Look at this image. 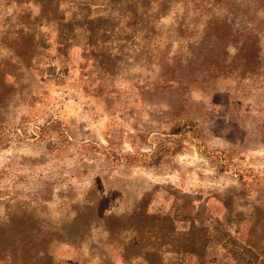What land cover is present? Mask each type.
<instances>
[{"label": "rangeland", "instance_id": "rangeland-1", "mask_svg": "<svg viewBox=\"0 0 264 264\" xmlns=\"http://www.w3.org/2000/svg\"><path fill=\"white\" fill-rule=\"evenodd\" d=\"M39 1L0 0V225L29 235L21 257L264 264V33L253 75L204 74L186 62L232 49L179 26L189 0ZM239 2L235 24L264 27V0Z\"/></svg>", "mask_w": 264, "mask_h": 264}, {"label": "trees", "instance_id": "trees-1", "mask_svg": "<svg viewBox=\"0 0 264 264\" xmlns=\"http://www.w3.org/2000/svg\"><path fill=\"white\" fill-rule=\"evenodd\" d=\"M193 3V8L189 12H187V7L185 6V0L181 1H172V5H182L185 6L181 8L182 14L179 26L183 25L184 28H188L191 26L189 23L188 15L193 16L194 18V24L193 27H198L197 23L200 19L203 21V31H201V36L197 37L201 43L204 42L205 39H212L211 42H218L221 45V53L223 55L227 54L228 48L230 47L232 49L231 56L226 59L224 56L221 58L218 57H210V53L216 48L214 45H209L205 52L200 49V51L197 52L195 60H191L186 62L187 65H192L193 62L196 60L200 61V63L205 64L204 68V74H227L231 72H236L241 77L247 76V75H253L255 73V70L259 69V50H260V37L264 33V27L258 25L261 20H255L250 19L246 24H242L241 26L235 24V16L239 10L242 8H246L247 5H241L239 0H189ZM26 2V1H25ZM48 4H52L54 8L52 9H46L45 11V5L46 3H40V15H48L55 17V11H57L59 4H62L59 0H48L46 1ZM207 3L213 7H215V4H217L216 10L217 13H212L210 15H203L201 10L198 7V3ZM68 2H65V4ZM168 0H160L159 5L161 4L164 6L162 9H159L156 17L161 18L163 15L166 14L165 12V6L167 5ZM75 4V3H74ZM78 5H86L77 3ZM171 4V3H170ZM241 5V6H240ZM245 10H242L241 12L244 13ZM169 12V11H168ZM39 15V16H40ZM176 15V14H175ZM255 15V14H254ZM261 17H264V12H262ZM260 19V18H259ZM264 19V18H263ZM70 25L72 28L76 26L73 21V17L66 18L64 14H62L60 17H58V21L60 22H66ZM187 20V21H186ZM44 22V24H47L48 21H38V24H41ZM184 23V24H183ZM25 23H22V26L24 27ZM201 22H199V25ZM200 29V28H199ZM85 31L87 33L93 32L94 29L92 26H88L85 28ZM22 31L17 34L18 38L22 37ZM73 29L68 30L66 33L63 31V43L65 40H69L72 37ZM30 37V36H29ZM189 40L191 37H188ZM202 53V54H201ZM214 55V54H213ZM10 224L6 226L0 225V264H27V261H25L21 256L25 254L27 251L26 243H32L34 244L29 235H26L27 241H22L21 236L24 237V235H19L22 230H19L16 224H14L13 221H9ZM42 239V238H41ZM14 241H17L18 244L20 243L22 245V242L24 243V246L17 245L15 248L12 246V243ZM17 247H19L17 249ZM37 254L40 253L42 257H46L47 259H50L49 253L45 251V249H41L36 251ZM10 255L8 260H2L1 256Z\"/></svg>", "mask_w": 264, "mask_h": 264}]
</instances>
